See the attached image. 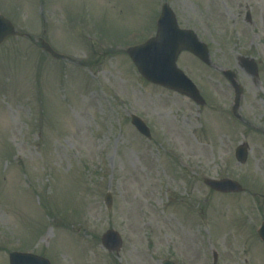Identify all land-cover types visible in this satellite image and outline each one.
Listing matches in <instances>:
<instances>
[{
  "label": "rangeland",
  "instance_id": "obj_1",
  "mask_svg": "<svg viewBox=\"0 0 264 264\" xmlns=\"http://www.w3.org/2000/svg\"><path fill=\"white\" fill-rule=\"evenodd\" d=\"M164 3L209 47L211 64L178 57L205 104L150 83L126 51L155 35ZM0 13L26 34L0 44V264L15 250L51 264H214L215 250L218 264H264V0H0ZM225 69L244 88L238 116ZM110 228L119 251L101 241Z\"/></svg>",
  "mask_w": 264,
  "mask_h": 264
},
{
  "label": "water",
  "instance_id": "obj_2",
  "mask_svg": "<svg viewBox=\"0 0 264 264\" xmlns=\"http://www.w3.org/2000/svg\"><path fill=\"white\" fill-rule=\"evenodd\" d=\"M13 33L14 28L11 23L0 15V42ZM43 46L49 51L52 50L47 43H43ZM182 49H189L204 61L211 62L206 44L200 42L191 30L180 29L174 13L168 5H165L159 20L156 37L142 45L132 47L128 51L141 73L148 80L186 93L197 102L203 103L204 99L195 84L177 66L176 60ZM242 63L251 73L257 75V66L254 61L242 58ZM224 74L232 81L236 90V105L233 108L236 111L239 106L242 87L237 83L235 73L232 70H225ZM134 124L143 133L150 134L144 123L135 119ZM247 148L246 144L238 148L237 157L240 161L246 160ZM208 184L221 191L242 190L241 184L231 179L208 181ZM108 198L110 199V195ZM103 242L109 249H118L122 243L119 234L114 230H110L104 235ZM10 262L11 264H50L47 259L19 252H13L10 255Z\"/></svg>",
  "mask_w": 264,
  "mask_h": 264
},
{
  "label": "flooded vegetation",
  "instance_id": "obj_3",
  "mask_svg": "<svg viewBox=\"0 0 264 264\" xmlns=\"http://www.w3.org/2000/svg\"><path fill=\"white\" fill-rule=\"evenodd\" d=\"M203 215H205V212L204 211H203ZM255 231L257 233V230H255ZM212 261L214 262V264H218L220 262L219 256L213 253Z\"/></svg>",
  "mask_w": 264,
  "mask_h": 264
}]
</instances>
